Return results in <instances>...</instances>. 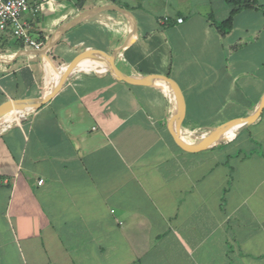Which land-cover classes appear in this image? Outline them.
I'll return each mask as SVG.
<instances>
[{"label":"crops","instance_id":"1","mask_svg":"<svg viewBox=\"0 0 264 264\" xmlns=\"http://www.w3.org/2000/svg\"><path fill=\"white\" fill-rule=\"evenodd\" d=\"M52 1L27 0L41 50L0 33V107L41 100L83 51L122 48L124 76L179 85L188 143L258 108L264 0L235 13L224 36L217 25L236 8L227 0ZM106 6L129 12L135 33L108 9L57 40ZM176 108L161 80L128 85L93 55L45 105L1 117L0 264H264V109L192 154L168 132Z\"/></svg>","mask_w":264,"mask_h":264},{"label":"water","instance_id":"2","mask_svg":"<svg viewBox=\"0 0 264 264\" xmlns=\"http://www.w3.org/2000/svg\"><path fill=\"white\" fill-rule=\"evenodd\" d=\"M108 9H114L117 11H120L126 15H128L132 21L133 25V34L136 31V22L133 16L122 9H119L115 6H106V7H101L97 8L93 11H86L84 13H81L78 15L76 18H74L71 22L66 24L63 28L60 29L58 32L57 40L61 38V36L72 26L75 24L79 23L80 21L86 19L89 17L92 12H98V11H103V10H108ZM52 45H49L46 50H48ZM122 49V48H121ZM121 49L117 50L116 52L112 54H107L104 51L101 50H86L81 52L79 55H77L70 63L67 65L63 75L61 76L58 84L50 90L45 96L37 101V102H29V101H8L5 103L3 106L0 107V118L6 115H9L13 112L15 113H22L26 110H32V109H37L41 107L42 105H45L63 86L65 83L69 73L77 66V64L88 57H91L93 55L100 56L104 58L107 62L108 69L111 71V73L121 82H124L128 85H133V86H148L151 84V82L154 79L161 80L163 81L171 90L173 93V96L176 101V112L175 114L171 117L167 124V129L168 132L173 139L174 143L179 147L182 151L186 153H200L205 150H207L209 147L214 145L216 142L220 140L223 135H225L229 131L233 130H239L242 131L246 128H248L250 125H252L262 114L263 109H264V95L261 98V101L259 103L258 108L254 113L251 115L244 117V118H238V119H232L230 121H227L226 123L216 127L212 131H210L206 136L202 137V139L195 144L188 143L185 141L182 136H181V126L183 123V120L185 118V112H186V106H185V99L183 96V93L179 87V85L170 77L163 76V75H149L147 77H143L141 79H134L131 77H126L124 76L120 70L118 69L115 61V55L118 53Z\"/></svg>","mask_w":264,"mask_h":264},{"label":"built area","instance_id":"3","mask_svg":"<svg viewBox=\"0 0 264 264\" xmlns=\"http://www.w3.org/2000/svg\"><path fill=\"white\" fill-rule=\"evenodd\" d=\"M49 6L56 5L52 0H42ZM27 0H0V33L10 32V34L18 39L23 45L39 51L43 47L42 42H38L32 38L31 27L25 21L24 17L29 12ZM39 7L34 9V13ZM167 19H163L166 21ZM182 19H177V23H181ZM42 180L38 185L42 184Z\"/></svg>","mask_w":264,"mask_h":264},{"label":"trees","instance_id":"4","mask_svg":"<svg viewBox=\"0 0 264 264\" xmlns=\"http://www.w3.org/2000/svg\"><path fill=\"white\" fill-rule=\"evenodd\" d=\"M227 2L229 4L235 5L236 8L232 10L229 18L226 21H223L222 23L217 25V30L222 36L227 34L231 29L232 17L234 16V14L241 9L252 8L254 5H256L257 0H227Z\"/></svg>","mask_w":264,"mask_h":264},{"label":"bare ground","instance_id":"5","mask_svg":"<svg viewBox=\"0 0 264 264\" xmlns=\"http://www.w3.org/2000/svg\"><path fill=\"white\" fill-rule=\"evenodd\" d=\"M164 85H165V87L167 88V86H166V84L163 82V81H161ZM17 117V115H15L13 118L15 119ZM13 118H5V121L6 122H8V121H10V120H12ZM223 137L224 138H226V139H230V138H232L231 136H229V135H227V134H225V135H223ZM185 140V139H184ZM186 141V140H185Z\"/></svg>","mask_w":264,"mask_h":264}]
</instances>
